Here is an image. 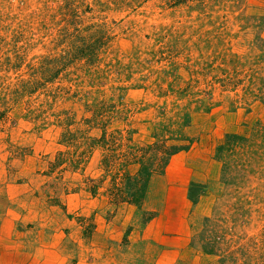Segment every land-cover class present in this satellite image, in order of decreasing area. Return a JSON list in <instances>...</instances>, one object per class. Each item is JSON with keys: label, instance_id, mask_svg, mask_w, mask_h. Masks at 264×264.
<instances>
[{"label": "rangeland", "instance_id": "rangeland-1", "mask_svg": "<svg viewBox=\"0 0 264 264\" xmlns=\"http://www.w3.org/2000/svg\"><path fill=\"white\" fill-rule=\"evenodd\" d=\"M194 151L192 264H264V0H0V190L28 227L145 220Z\"/></svg>", "mask_w": 264, "mask_h": 264}, {"label": "crops", "instance_id": "crops-1", "mask_svg": "<svg viewBox=\"0 0 264 264\" xmlns=\"http://www.w3.org/2000/svg\"><path fill=\"white\" fill-rule=\"evenodd\" d=\"M189 153L152 177L145 220L132 204L109 219L108 210H93L87 235L74 221L28 227V195L0 190V264H192L189 244L203 215L188 199L198 169Z\"/></svg>", "mask_w": 264, "mask_h": 264}, {"label": "trees", "instance_id": "trees-1", "mask_svg": "<svg viewBox=\"0 0 264 264\" xmlns=\"http://www.w3.org/2000/svg\"><path fill=\"white\" fill-rule=\"evenodd\" d=\"M173 151H175V149L173 150ZM171 153H169V155H170ZM164 166L166 165V162L163 164Z\"/></svg>", "mask_w": 264, "mask_h": 264}]
</instances>
